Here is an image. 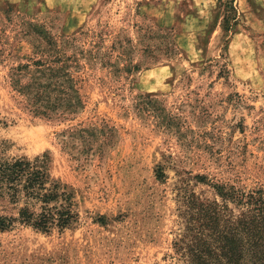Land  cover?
Segmentation results:
<instances>
[{"label":"rangeland","instance_id":"1","mask_svg":"<svg viewBox=\"0 0 264 264\" xmlns=\"http://www.w3.org/2000/svg\"><path fill=\"white\" fill-rule=\"evenodd\" d=\"M56 48L84 103L68 122L11 79ZM78 124L112 131L80 155L58 138ZM0 156L44 160L80 212L0 232V264H191L200 206L244 210L214 187L264 189V0H0Z\"/></svg>","mask_w":264,"mask_h":264},{"label":"trees","instance_id":"2","mask_svg":"<svg viewBox=\"0 0 264 264\" xmlns=\"http://www.w3.org/2000/svg\"><path fill=\"white\" fill-rule=\"evenodd\" d=\"M50 51L56 55L14 68L13 87L32 112L63 122L72 121L84 103L70 71V59L59 48ZM111 131L107 129L105 133V127L78 124L69 126L58 138L64 149L81 155L84 151L76 146L78 142L92 148ZM98 146L103 148L104 141ZM45 163L40 158L0 156V206L6 210L0 214V232L23 226L42 233H62L80 223L75 193L67 184L53 178ZM214 188L225 201L232 200L243 207V212L234 216L224 213L225 209L216 203L207 208L201 205V215L208 223L207 232L193 234L194 230L187 228L184 238L191 239L180 241L178 252L186 250L191 264H264V189L245 193L234 187Z\"/></svg>","mask_w":264,"mask_h":264}]
</instances>
